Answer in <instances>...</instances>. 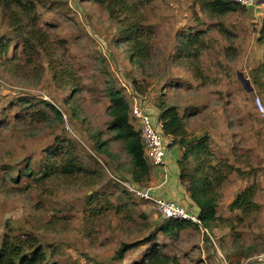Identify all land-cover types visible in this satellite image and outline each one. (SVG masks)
<instances>
[{
	"label": "rangeland",
	"instance_id": "rangeland-1",
	"mask_svg": "<svg viewBox=\"0 0 264 264\" xmlns=\"http://www.w3.org/2000/svg\"><path fill=\"white\" fill-rule=\"evenodd\" d=\"M59 4L42 10V27L57 60L44 57L35 67L19 47L0 54V233L37 234L57 252L56 264H104L122 243L150 235L154 242L114 264H134L156 245L184 264H232L235 259L261 264L256 257L264 252V119L256 99L264 106V91L251 72L264 64L258 42L264 0L221 15L208 12L200 0H148L142 11L151 57L143 63L132 58L129 44L120 43L118 26L104 7L89 0ZM5 33L0 19V37ZM188 33L200 39L192 59L181 52ZM48 61L57 67L56 78ZM240 75L250 84H243ZM134 81L147 88L144 96L134 92ZM111 85L123 91L130 106L140 104L149 114L163 98L179 105L190 135H207L217 157L251 173L229 175L218 208L223 222L217 227L167 235L160 230L167 220L152 202L135 196L121 200L126 195L115 177L130 178L131 159L109 129ZM23 98L52 103L63 121L43 104L38 109L46 121L24 118L18 102ZM68 140L86 173L40 183L23 176L29 164L37 171L47 151ZM98 141L107 142L103 152L94 148ZM249 185L256 189L258 208L248 214L231 211V202ZM93 193L98 202L91 210Z\"/></svg>",
	"mask_w": 264,
	"mask_h": 264
},
{
	"label": "trees",
	"instance_id": "trees-1",
	"mask_svg": "<svg viewBox=\"0 0 264 264\" xmlns=\"http://www.w3.org/2000/svg\"><path fill=\"white\" fill-rule=\"evenodd\" d=\"M60 0H0V19L7 28V33L0 37V54L7 55L10 48L19 47L20 55L35 67L42 58L53 57L52 45L49 34L42 27V10L59 7ZM107 11L111 21L117 24L120 43H127L131 47L132 58L143 63L151 57V45L149 42L148 27L144 25V13L142 8L148 0H89ZM201 5L208 12L227 14L244 10L245 7L237 4L234 0H200ZM188 33L186 42L181 52L190 59L196 57L194 45L200 42L199 36ZM258 42L264 47V17L259 30ZM50 69L55 78L58 76L57 67ZM264 64L251 72L252 80L259 89L264 91ZM134 92L144 96L147 88L134 81ZM110 99L109 129L114 132L113 139L121 141L131 159L129 168L130 178L123 176L133 184L147 188L152 176L150 164L141 138V132L134 124L131 116L130 103L123 91L115 85L108 90ZM24 118L30 121H46V113L42 112L39 104L49 108L58 121H63V113L59 108L48 101L32 102L28 98L19 99ZM38 104V107L36 106ZM158 112V122L161 124V132L170 139V148L177 146L182 150L178 160L179 180L189 194L193 205L197 208L202 227L207 231L217 227L223 222L218 208L222 198V189L232 172L239 176H249L240 168H235L227 161L217 157L209 143L207 135H190L186 128L185 116L180 114L177 104L160 99L155 106ZM151 115V113H150ZM152 116V115H151ZM107 142L98 141L95 144L97 152H103ZM47 158L38 166L36 171L31 164L28 165L23 176L29 177L36 182H43L52 177L73 178L88 171L81 161L76 145L71 141H58L48 151ZM14 169V168H12ZM122 176V175H120ZM118 183V182H117ZM123 192L128 201L133 196L123 187ZM256 189L253 185L247 186L238 193L229 205L231 211H242L248 214L252 209L258 208L254 201ZM90 199L89 209L98 202L95 194L88 196ZM201 226L191 221L167 220L161 225L160 230L167 235H178L186 228ZM210 241V238L207 237ZM155 241L150 235L132 243L124 242L116 250L111 261L104 264L121 263L126 254L142 245ZM57 252L50 248L37 234L27 232L15 233L14 230H5L0 233V264H56L54 258ZM239 259L232 264H240ZM134 264H184L178 256L167 254L162 246L156 245L155 250L148 257L135 261Z\"/></svg>",
	"mask_w": 264,
	"mask_h": 264
},
{
	"label": "built area",
	"instance_id": "built-area-1",
	"mask_svg": "<svg viewBox=\"0 0 264 264\" xmlns=\"http://www.w3.org/2000/svg\"><path fill=\"white\" fill-rule=\"evenodd\" d=\"M234 2L245 8H250L257 4V0H234ZM256 106L259 108L261 112L260 115L264 119V106L259 98L256 99ZM131 114L141 132L145 153L150 164L153 166H164L167 157L172 154L168 138L155 126L153 117L140 104L136 103L131 106ZM115 180L136 198L152 202L166 220L191 221L201 226V229L207 232V230L202 227L197 210H189L174 201L154 197L149 188L133 184L123 176L115 177ZM256 259H258L261 264H264V252L262 255L256 257Z\"/></svg>",
	"mask_w": 264,
	"mask_h": 264
},
{
	"label": "crops",
	"instance_id": "crops-1",
	"mask_svg": "<svg viewBox=\"0 0 264 264\" xmlns=\"http://www.w3.org/2000/svg\"><path fill=\"white\" fill-rule=\"evenodd\" d=\"M151 115L155 126L161 129V124L158 122V112L156 110L152 111ZM168 140L170 142L169 138ZM171 150L172 154L167 157L164 166L152 165L151 181L147 188L150 189L154 197L165 198L189 210L196 211L197 208L193 205L188 192L179 180L178 160L182 155V150L177 146L172 147Z\"/></svg>",
	"mask_w": 264,
	"mask_h": 264
},
{
	"label": "water",
	"instance_id": "water-1",
	"mask_svg": "<svg viewBox=\"0 0 264 264\" xmlns=\"http://www.w3.org/2000/svg\"><path fill=\"white\" fill-rule=\"evenodd\" d=\"M239 78H240V80L242 81L243 84H247V85L250 84V81H249L248 79H245V78L243 77V75H240Z\"/></svg>",
	"mask_w": 264,
	"mask_h": 264
}]
</instances>
